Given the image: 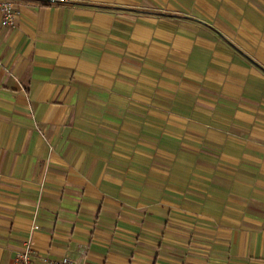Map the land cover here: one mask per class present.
Masks as SVG:
<instances>
[{
    "label": "crops",
    "instance_id": "crops-1",
    "mask_svg": "<svg viewBox=\"0 0 264 264\" xmlns=\"http://www.w3.org/2000/svg\"><path fill=\"white\" fill-rule=\"evenodd\" d=\"M0 7V264H264V0Z\"/></svg>",
    "mask_w": 264,
    "mask_h": 264
},
{
    "label": "built area",
    "instance_id": "built-area-1",
    "mask_svg": "<svg viewBox=\"0 0 264 264\" xmlns=\"http://www.w3.org/2000/svg\"><path fill=\"white\" fill-rule=\"evenodd\" d=\"M47 4H62L67 3L69 0H37ZM0 7L3 10V23L9 24L13 21L14 9L11 0H0ZM32 246L31 244L25 245L17 252V264H34L32 259ZM66 263L73 264L70 260L66 259Z\"/></svg>",
    "mask_w": 264,
    "mask_h": 264
}]
</instances>
